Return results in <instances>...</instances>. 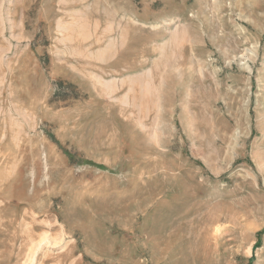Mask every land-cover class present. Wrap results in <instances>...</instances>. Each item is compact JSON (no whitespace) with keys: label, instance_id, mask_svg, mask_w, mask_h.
<instances>
[{"label":"rangeland","instance_id":"obj_1","mask_svg":"<svg viewBox=\"0 0 264 264\" xmlns=\"http://www.w3.org/2000/svg\"><path fill=\"white\" fill-rule=\"evenodd\" d=\"M0 264H264V0H0Z\"/></svg>","mask_w":264,"mask_h":264}]
</instances>
